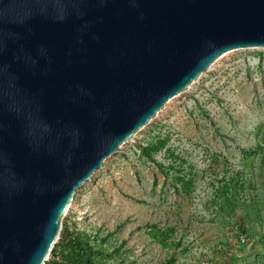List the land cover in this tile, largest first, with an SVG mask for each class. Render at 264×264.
Instances as JSON below:
<instances>
[{"label": "water", "instance_id": "95a60500", "mask_svg": "<svg viewBox=\"0 0 264 264\" xmlns=\"http://www.w3.org/2000/svg\"><path fill=\"white\" fill-rule=\"evenodd\" d=\"M245 48L264 0H0V264H43L103 160Z\"/></svg>", "mask_w": 264, "mask_h": 264}, {"label": "rangeland", "instance_id": "374dc122", "mask_svg": "<svg viewBox=\"0 0 264 264\" xmlns=\"http://www.w3.org/2000/svg\"><path fill=\"white\" fill-rule=\"evenodd\" d=\"M89 180L60 220L89 264H264V49L220 55Z\"/></svg>", "mask_w": 264, "mask_h": 264}, {"label": "trees", "instance_id": "16d2710c", "mask_svg": "<svg viewBox=\"0 0 264 264\" xmlns=\"http://www.w3.org/2000/svg\"><path fill=\"white\" fill-rule=\"evenodd\" d=\"M89 253L90 250L86 246L83 247L63 225L43 264H89Z\"/></svg>", "mask_w": 264, "mask_h": 264}, {"label": "built area", "instance_id": "2783aa9c", "mask_svg": "<svg viewBox=\"0 0 264 264\" xmlns=\"http://www.w3.org/2000/svg\"><path fill=\"white\" fill-rule=\"evenodd\" d=\"M232 244L226 246V251L233 259H240L242 255V249L246 246L248 240L244 234H242L237 228L231 230ZM205 264V262L201 263Z\"/></svg>", "mask_w": 264, "mask_h": 264}]
</instances>
